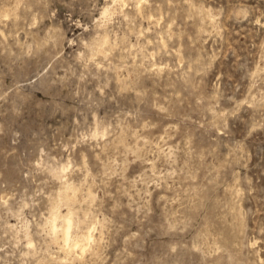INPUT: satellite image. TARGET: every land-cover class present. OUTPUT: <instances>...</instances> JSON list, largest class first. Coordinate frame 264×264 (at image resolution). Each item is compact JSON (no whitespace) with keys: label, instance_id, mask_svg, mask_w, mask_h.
Returning a JSON list of instances; mask_svg holds the SVG:
<instances>
[{"label":"rangeland","instance_id":"374dc122","mask_svg":"<svg viewBox=\"0 0 264 264\" xmlns=\"http://www.w3.org/2000/svg\"><path fill=\"white\" fill-rule=\"evenodd\" d=\"M0 264H264V0H0Z\"/></svg>","mask_w":264,"mask_h":264},{"label":"bare ground","instance_id":"6f19581e","mask_svg":"<svg viewBox=\"0 0 264 264\" xmlns=\"http://www.w3.org/2000/svg\"><path fill=\"white\" fill-rule=\"evenodd\" d=\"M104 13H108L107 10H105ZM209 20H210V18H209ZM211 20H213V19L211 18ZM60 220H61V223H62L61 226L58 225V222ZM49 222H50V226H51V227L49 226L50 227V231L49 232H51V234H52L53 241L55 240L57 242L59 239H61L64 242V246H67V247H70V245L72 246L71 250H72V248H73V250H74V248L75 249L78 248V249L82 250V251L79 250L80 252L84 253V251H86L85 249H87L85 247L86 243L89 244L94 239L93 238V233H92L91 230H88L87 233L85 234L84 241L86 240V242H84L81 239L72 238V230L75 227L74 226V216H73V210L72 209H68L66 213H63V212H61V211H59L57 209H54V211L52 212V216H51ZM83 242L85 244H83Z\"/></svg>","mask_w":264,"mask_h":264}]
</instances>
